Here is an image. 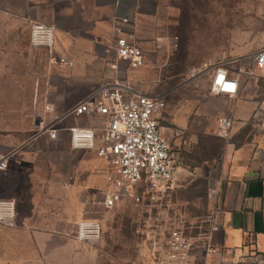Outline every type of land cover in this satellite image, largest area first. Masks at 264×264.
<instances>
[{"label":"crops","instance_id":"1","mask_svg":"<svg viewBox=\"0 0 264 264\" xmlns=\"http://www.w3.org/2000/svg\"><path fill=\"white\" fill-rule=\"evenodd\" d=\"M163 2L0 0V150L15 149L0 172V199L15 201L14 224L0 234V264H73L81 246L75 236L79 222L98 218L115 186L95 149L72 146L68 127L93 128L98 137L106 117L85 113L63 119L56 138L35 133L39 122L56 119L115 79L166 96V108L156 115L163 134L178 148L180 162L193 161L194 172L220 188L219 257L228 264H256L251 258L258 255L264 264V68L255 60L264 45L237 42L230 52L223 45L207 60L224 63L238 79L235 95L212 92L209 72L176 79L168 88L178 74L169 71L170 42L151 24L164 16ZM121 18L129 19L126 32L143 51L140 68L130 70L124 61L112 68L116 54L103 55ZM35 20L55 26L52 50L31 43ZM54 57L73 64L60 65ZM45 105L53 111L45 112ZM221 116L233 120L228 140L218 135ZM192 258L212 257L197 247Z\"/></svg>","mask_w":264,"mask_h":264},{"label":"built area","instance_id":"2","mask_svg":"<svg viewBox=\"0 0 264 264\" xmlns=\"http://www.w3.org/2000/svg\"><path fill=\"white\" fill-rule=\"evenodd\" d=\"M128 18L118 19L114 23V40L103 47V55L108 58L114 52L116 59L110 62L112 68H118V62L124 61L128 68L137 69L145 64L142 49L131 40L126 32ZM30 40L33 45L52 50L55 42V26L41 21L31 22ZM55 61L63 66H71L73 61L58 57ZM256 66L264 68V46L255 53ZM209 72L211 90L214 93L235 95L238 92V79L228 73L224 63L204 62L192 72V77ZM166 105L164 94H148L135 88L130 82L118 79L103 83L93 88L86 97L64 110L56 119L45 123L39 122L35 136L47 132L56 138L59 132L57 124L71 116L95 113L106 117L101 134L93 128L70 126L68 131L73 147L95 149L109 168L108 179L115 188L106 195L103 205L114 207L117 203L130 199L139 203L143 195H164L177 178L180 169L179 153L173 149L171 142L163 134L156 115ZM50 105H45V112H52ZM233 120L228 116L217 119L218 135L224 140L231 137ZM15 149L0 150V172L6 171ZM220 188L208 187V196L213 203L209 214L204 219L198 233L192 232L193 226L183 222L177 224L157 223L151 234L155 244L164 242L165 255H159L161 248L155 246V264H228L219 257L220 247L215 235L221 228V207L219 205ZM15 218V201L0 199V224L11 226ZM101 224L97 219L79 222L76 239L81 242L97 243L101 237ZM162 238V239H161ZM160 240V241H158ZM202 247L206 255L212 257L204 261L192 258L195 248ZM256 264L261 261L258 255L251 258ZM231 264H246L235 261Z\"/></svg>","mask_w":264,"mask_h":264},{"label":"rangeland","instance_id":"3","mask_svg":"<svg viewBox=\"0 0 264 264\" xmlns=\"http://www.w3.org/2000/svg\"><path fill=\"white\" fill-rule=\"evenodd\" d=\"M164 16L154 20L168 50L169 71L177 76L168 82L172 88L192 77V72L237 42L264 45V0H164ZM261 47V46H260ZM202 76V75H201ZM199 77V76H197ZM161 110L160 113L166 108ZM31 117V115H30ZM173 146V145H172ZM182 148V147H181ZM181 148L179 151H181ZM177 152L178 148L173 146ZM183 149V148H182ZM188 150L189 147L184 146ZM173 187L164 195H143L139 203L125 199L112 208L101 207V237L97 243L81 242L73 264H155V246L164 256V242L155 244L151 229L159 222H183L198 233L211 210L207 183L196 174L193 161L180 162ZM7 227L0 224V234ZM162 239V238H161ZM160 241V240H158Z\"/></svg>","mask_w":264,"mask_h":264},{"label":"trees","instance_id":"4","mask_svg":"<svg viewBox=\"0 0 264 264\" xmlns=\"http://www.w3.org/2000/svg\"><path fill=\"white\" fill-rule=\"evenodd\" d=\"M204 178H205V177H204ZM205 180H206V183H207V189H208V187H209L208 179L205 178Z\"/></svg>","mask_w":264,"mask_h":264}]
</instances>
